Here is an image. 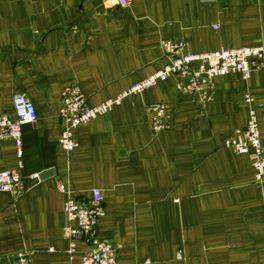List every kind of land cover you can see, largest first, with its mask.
<instances>
[{
	"label": "crops",
	"instance_id": "obj_1",
	"mask_svg": "<svg viewBox=\"0 0 264 264\" xmlns=\"http://www.w3.org/2000/svg\"><path fill=\"white\" fill-rule=\"evenodd\" d=\"M162 40L186 54L264 46V0H0V115L13 118L14 94L36 113L20 127V157L0 140V171L23 183L18 196L0 191V264L16 252L29 264H79L91 243L69 259L58 186L81 204L99 192L93 235L116 264H264V172L255 180L250 157L223 146L250 109L264 146V72L213 77L205 103L173 76L132 90L168 63ZM69 86L88 107L124 95L73 129L66 152L57 113ZM157 103L168 127L154 132Z\"/></svg>",
	"mask_w": 264,
	"mask_h": 264
},
{
	"label": "built area",
	"instance_id": "obj_2",
	"mask_svg": "<svg viewBox=\"0 0 264 264\" xmlns=\"http://www.w3.org/2000/svg\"><path fill=\"white\" fill-rule=\"evenodd\" d=\"M115 2L120 6L129 4V0H115ZM159 47L162 54L169 59L168 63L132 90L152 86L157 81H164L173 76L175 89L178 92L193 95L201 103H205L210 97V82L213 77L237 72L241 79L245 80L251 70L256 69L264 72V46L236 49L220 48L200 54L184 53V44L181 41L162 40ZM123 95L97 106L88 107L76 87L65 88L61 93L57 113L62 123L57 141L59 147L66 152L71 151L74 147L71 138L72 130L106 111L110 106L117 104ZM244 101L250 103L247 96L244 97ZM11 104L13 118L0 115V140H12L16 147V155L20 157V127L23 124L34 122L36 113L32 103L21 94H14ZM149 111L151 113L152 131L158 132L168 127L165 104L150 105ZM223 146L235 154L248 155L251 160L254 179L257 181L261 179L264 172V146L260 143L257 122L251 109L245 126L234 130L224 140ZM33 177L36 176L33 175ZM58 190L65 193L62 210L66 220L64 236L68 243L67 254L69 259L73 258L76 243L88 239L91 243L90 248L81 255L79 264H116L113 246L107 242L96 240L93 235V228L100 214L99 192L92 190L90 202L81 204L61 186H58ZM0 191L8 192L12 196L20 195L23 192V183L18 174L14 171L1 170ZM13 260V264H29L22 252H16Z\"/></svg>",
	"mask_w": 264,
	"mask_h": 264
},
{
	"label": "water",
	"instance_id": "obj_3",
	"mask_svg": "<svg viewBox=\"0 0 264 264\" xmlns=\"http://www.w3.org/2000/svg\"><path fill=\"white\" fill-rule=\"evenodd\" d=\"M50 174V171L49 170H46V171H43L39 174L38 177L42 178V177H46Z\"/></svg>",
	"mask_w": 264,
	"mask_h": 264
}]
</instances>
